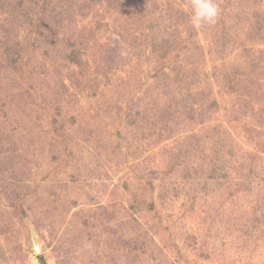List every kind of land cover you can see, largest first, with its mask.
Returning <instances> with one entry per match:
<instances>
[{
  "label": "rangeland",
  "instance_id": "1",
  "mask_svg": "<svg viewBox=\"0 0 264 264\" xmlns=\"http://www.w3.org/2000/svg\"><path fill=\"white\" fill-rule=\"evenodd\" d=\"M36 2L0 5V264H264V195L233 163L209 180L213 197L206 162L198 179L180 175V193L156 198L160 218L141 204L154 152L177 144L165 167H197L182 154L197 128L150 144L152 120L175 98L217 99L211 132H232L264 160L251 137H264V0H218L217 22L199 29L190 0H51L44 37L28 27ZM227 77L239 98L226 94ZM245 99L257 115L246 118ZM213 200L219 213L202 217Z\"/></svg>",
  "mask_w": 264,
  "mask_h": 264
},
{
  "label": "trees",
  "instance_id": "2",
  "mask_svg": "<svg viewBox=\"0 0 264 264\" xmlns=\"http://www.w3.org/2000/svg\"><path fill=\"white\" fill-rule=\"evenodd\" d=\"M37 2L32 7L30 6L29 12H27V22L29 29H33L34 31L39 32V36H43V31H45L44 27L45 24L48 23L49 17H51L53 11H55L54 6H52L51 0H36ZM115 3L116 0H111ZM12 3V0H0L1 6L9 7ZM92 3L88 2L86 6L84 7H92ZM115 11H123L121 6H112ZM112 7H109V10H112ZM84 8H82L83 10ZM35 11V12H34ZM34 16H37V18L34 19ZM37 21L36 23L34 21ZM35 23V24H34ZM42 26V27H41ZM34 27V28H33ZM263 24L260 22L258 24V31L262 30ZM38 36L37 39H40ZM44 37V36H43ZM70 41H68V47L71 48V51L69 52L70 58L73 62L79 63L77 59H79V54L77 52L80 51L81 47L80 44H78V41H74V38H70ZM56 40L54 38L53 43H56ZM251 42V41H250ZM196 43V42H195ZM253 42H251L252 44ZM197 44V43H196ZM89 44L86 45V47ZM199 45V44H198ZM198 47V46H197ZM185 48V46H183ZM12 54V51H11ZM193 57V56H192ZM195 59V57H193ZM254 66H257L255 64V56L252 58ZM255 59V60H254ZM24 60V56L21 52H18L16 55V58H14V62L12 63V68L16 67L17 64L20 62L22 63ZM168 61V59H164ZM166 61V62H167ZM253 66V67H254ZM255 70L259 71V68H254ZM107 74V73H106ZM223 81V80H222ZM220 82L223 87L226 89V94L233 96L235 95L237 98H239V89L235 86H231L230 78L227 77L226 81ZM203 91H200L199 94H201V98H198L197 101L195 100H189L188 96H182L175 98L174 101L172 100L169 104V109L167 106L164 108L167 110V112L159 113L154 119L152 120V123L159 124V126L155 127L152 132L154 136L157 137V141L150 142V144L153 145V148L157 145V143H160L161 141H165L167 138L175 136L177 133L186 132V130H194L197 128V132H191L188 136L184 137L183 141L190 140L192 141L190 144H188L186 151H182V154H184L185 157H189L192 162L197 160V167L191 169V168H182L180 174H178L177 166H174V168L167 165V168L165 167L167 160L169 159L168 154H174V156H180V149L179 152L177 150V144L174 146L166 145L164 148H162L159 152H154V165H156L154 168L155 170H150L151 172H148L147 178H150L149 182H145V186L142 187V193H141V204L145 206L148 210L154 211V215L159 217V212L156 207V198L161 201V204L164 203V200H166V194L170 193L171 190L174 194L180 193L182 191V187H185L181 181H179L184 176L182 173L185 172L184 175L187 176V174L190 176L194 173V176L196 179L199 177V171L196 170L199 168L205 169L207 168L206 162L208 163V171H206L205 175L202 173L201 175L204 177L202 179L207 180V182H204L203 189L209 188L211 194L205 190V191H199L210 194L211 197L216 195L215 190L211 187H209L207 184H209V180L218 181L220 178H223L225 176H229L230 172L227 170H224L225 167H228L227 165L229 163H233V165H236L237 168L241 171V169L245 172V179H247V182L250 183L251 186H256L255 189L258 191L259 196L264 195V160L261 156L257 155V152L245 150L243 148V145L241 142L236 140L232 132H211V128H214L213 125L208 124L209 119H211V114L214 112V110H217L218 108V102L217 99L213 98L212 102L207 103L205 101V96ZM254 96V91L251 93V96ZM247 99H245L246 101ZM247 105L249 107V111L245 112L246 118H248V115L253 116L257 115L255 113L251 112V109L253 111V100L246 101ZM256 102V101H255ZM213 104V105H212ZM238 105V104H237ZM261 111H264V102L260 106ZM261 114V113H260ZM209 115V119L207 116ZM263 113L260 115V127L261 123H264V118L262 117ZM245 118V119H246ZM263 118V119H261ZM247 121V119H246ZM248 123L252 124L251 121H247ZM139 132H144L146 127V124H141ZM220 128H218L219 130ZM163 133H167V136H164ZM250 135V134H249ZM247 135V136H249ZM143 136V135H142ZM251 137L254 139L255 142L260 143L261 151H264V137L262 134L261 129H257L256 133L254 135L251 134ZM262 139H261V138ZM144 138V137H141ZM145 139V138H144ZM149 145V144H148ZM152 148V149H153ZM151 149V147L146 148ZM195 152V154H192V152ZM170 152V153H169ZM178 152V153H177ZM159 158V163H156V159ZM197 158V159H194ZM247 160L245 164L242 166L243 161ZM153 165V166H154ZM231 165V167L233 166ZM152 166V167H153ZM162 166L165 168L163 169ZM205 166V167H204ZM151 167V166H150ZM241 168V169H240ZM163 169V170H162ZM206 170V169H205ZM232 170V169H231ZM205 172V171H204ZM190 173V174H189ZM258 173L260 174V177L255 180V176H258ZM156 179H159L157 181ZM260 180H263L261 182ZM157 181V182H156ZM256 181V182H255ZM219 182V181H218ZM262 183V184H260ZM245 184V183H244ZM260 184V185H258ZM201 188V189H202ZM181 189V190H180ZM156 190H159V194L156 195ZM165 190V192H164ZM180 190V191H179ZM263 190V191H262ZM150 191V193H148ZM148 193V194H147ZM154 193L156 197L154 196ZM180 194H178L179 196ZM202 195V194H201ZM147 196V197H146ZM195 201H192V206L198 204L197 199L198 196H195ZM194 197V198H195ZM134 201L136 199L132 198ZM137 202V201H136ZM207 201H205V204ZM203 204V206H205ZM133 207V202H132ZM199 207H202L201 204H199ZM207 210H204L203 213L211 212L214 208H216L215 215H217L218 209L220 205H217V201L213 200V202L207 203L206 206ZM202 210V209H201ZM207 214V213H206ZM211 215H214V213L211 212ZM202 217H209V214ZM163 219V217L161 218ZM191 235L190 237H192ZM195 238V236H194ZM40 261H44L42 257L39 258Z\"/></svg>",
  "mask_w": 264,
  "mask_h": 264
},
{
  "label": "clouds",
  "instance_id": "3",
  "mask_svg": "<svg viewBox=\"0 0 264 264\" xmlns=\"http://www.w3.org/2000/svg\"><path fill=\"white\" fill-rule=\"evenodd\" d=\"M220 15L218 0H190V20L194 28L214 25Z\"/></svg>",
  "mask_w": 264,
  "mask_h": 264
},
{
  "label": "water",
  "instance_id": "4",
  "mask_svg": "<svg viewBox=\"0 0 264 264\" xmlns=\"http://www.w3.org/2000/svg\"><path fill=\"white\" fill-rule=\"evenodd\" d=\"M32 240H33V243H34L35 249L37 250V252H39V251L41 250V246H40V244L36 241V239H35L34 236H33Z\"/></svg>",
  "mask_w": 264,
  "mask_h": 264
}]
</instances>
